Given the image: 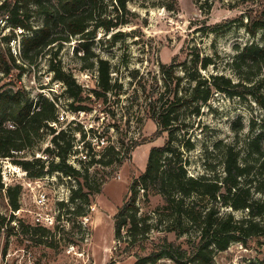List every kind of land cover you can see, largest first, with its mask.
I'll list each match as a JSON object with an SVG mask.
<instances>
[{"label": "rangeland", "instance_id": "1", "mask_svg": "<svg viewBox=\"0 0 264 264\" xmlns=\"http://www.w3.org/2000/svg\"><path fill=\"white\" fill-rule=\"evenodd\" d=\"M259 6L260 0H128V11L122 14L129 22L110 30L100 28L84 43L79 35L73 36L58 52V60L73 72L84 89L83 99L77 102L66 92L64 83L53 77L50 51L40 53L20 82L36 98L44 94L56 99L59 119L50 122L56 129L54 134L66 130L73 144L96 136L105 138L104 144H95L88 150L91 158L81 166L83 171L85 165L88 167L89 184L101 190L89 193L90 203L79 200L72 204L70 210L76 208L79 212L63 215V226L35 230L44 227L35 223L28 210L36 209L24 186L30 176L12 157H0L4 182V188H0V264H133L136 254H146L166 239L188 246L189 240L198 235L199 225L186 217L180 222L176 220V215L166 207L165 196L159 192L158 181H148L146 191L138 188V216L147 217L146 222L152 225L148 238H143L141 232L137 240L131 241L134 236L129 235L127 224L122 228L121 242L115 240V214L130 194L133 182L146 170L151 148L163 145L170 129L188 175L213 173L211 168L215 175H223L225 144H234L241 150L242 160L254 164L247 180L264 186V169L258 167L255 155H247L253 140H259L264 147V107L253 96L242 98L224 92H213L205 103L191 101L189 93L194 81L188 77L189 72H196L190 60L194 52L191 47H196L201 56L210 55L214 62L206 69H197L201 76L219 72L237 81L240 73L233 60L253 40L263 42L262 33L253 37L246 29L247 14ZM231 18L234 21L222 29L211 31L212 24ZM32 19L36 26L42 23L39 15ZM13 31L16 36L9 44L22 60L21 29L6 20L0 21V37ZM175 55L185 60L176 67V73L182 76L179 96L183 98L174 105L177 117L172 127L156 135L159 125L153 113L167 105L162 64L172 63ZM102 59L109 67V90L99 86ZM72 102L81 107L75 110ZM54 134L46 133L33 149L18 153L16 158L42 157L47 164L59 160L58 147L52 141ZM47 146L52 153L44 151ZM100 156H104L103 161H95ZM56 176V184L50 181L45 186L48 206L53 210L58 207L57 197L69 194L68 185L81 186L86 180L82 176L71 180ZM61 182L65 185L60 186ZM17 184L22 186L21 207L13 210L7 187ZM83 191L89 189L84 187ZM255 192L264 199V193ZM193 200H197V212L213 205L207 197L187 198L188 202ZM221 212H232L238 218L247 213L230 207H222ZM22 224L31 230L23 232ZM177 224L179 229H174ZM213 255L216 264H260L264 258V236L260 240L254 237L248 245L233 241L227 249H215ZM154 264L178 263L164 256Z\"/></svg>", "mask_w": 264, "mask_h": 264}, {"label": "trees", "instance_id": "2", "mask_svg": "<svg viewBox=\"0 0 264 264\" xmlns=\"http://www.w3.org/2000/svg\"><path fill=\"white\" fill-rule=\"evenodd\" d=\"M127 2L128 0H3L0 2V21L6 20L14 28L21 29L22 58L19 60L9 44L10 40L15 38L16 32L1 35L0 157H12V161L23 167L30 177H39L55 171H61L75 179L84 177L85 186H75L70 200L58 203L60 216L74 211L79 212L76 208L70 210L72 204H76L79 200L90 203L89 193L99 192L101 188L99 186L94 188L89 184L87 165L83 171L67 162L69 152L73 148L72 139L67 136L64 129L54 134L56 129L50 124L51 121L59 119L56 99L44 94L38 98L34 97L20 79L27 67L37 62L40 53L44 50L50 51L49 68L53 72V77L64 83L66 92L74 99L73 101L82 100L84 89L77 82L73 72L64 68L61 60H58V52L73 36L79 35L83 39L81 42L84 43L95 36L100 28L110 30L129 22V19L122 14L128 11ZM34 15L42 17L41 24L37 26L34 24L32 19ZM232 21L234 18L218 21L212 24L210 29L213 32L218 31ZM246 29L253 37L262 33L263 42L253 40L233 60L240 73L237 81L219 72L211 73L208 77L201 76L197 69L199 67L206 69L214 63L213 58L210 55L201 56L200 50L191 47L194 52L190 60L196 68V72L194 70L188 74V77L194 81L189 93L191 101L205 103L210 100L213 92H224L242 98L253 96L264 107V0H260V6L247 14ZM179 58V55H175L172 63L162 64L167 105L153 113L159 125L156 135L172 127L177 117L174 105L183 98L179 96L182 76L176 73V67L182 65L180 63H185V60ZM185 67L188 71V66ZM4 79L6 82L2 83ZM98 81L102 89H110L109 67L107 61L103 59L99 65ZM71 105L75 110L81 107L73 102ZM48 132L54 134L52 141L58 147L59 160L53 159L47 164V160H43L42 157L16 158L18 153L33 149L37 141ZM173 141L174 136L170 129V136L165 143L151 148L146 170L133 182L130 194L126 196L123 205L115 214V240L121 242L122 228L127 224H130L129 235L134 236L131 241L137 240V234L141 232L143 238H148L152 225L146 222L147 217L138 216L140 207L137 203L138 188L146 191L149 188L148 181L159 182L161 185L159 192L165 196L166 207L176 215V220L180 222L182 217H186L195 225H199V232L194 240H189L188 246L166 239L148 253L136 254L137 259L133 264H154L164 256L174 259L178 264H189L192 261L199 264H216L213 255L215 249H227L233 241L248 245L254 237L260 240L264 236V199L258 198L255 191L264 193V186L255 185L251 179L247 180L254 169L251 160L243 161L241 150L236 145L225 144L223 175H215L211 168L213 173L208 171L199 176H191L187 174L181 151ZM249 148L251 149L248 150L247 155H255L258 167L264 169L262 144L256 139L249 143ZM44 151L53 152L50 146ZM103 157L95 158V161H103ZM84 187H87L89 192L83 191ZM0 188H4L1 175ZM21 191L20 184L7 187L13 210L21 207L19 200ZM193 195L207 197L213 205L197 212L194 206L197 200L187 201V198ZM222 207L242 209L247 213L242 218H238L232 212L223 214ZM179 227L177 224L174 229ZM10 228L13 229L14 226ZM30 228L22 224L23 232H29ZM38 229L47 230L46 227L35 228ZM260 264H264V258Z\"/></svg>", "mask_w": 264, "mask_h": 264}, {"label": "built area", "instance_id": "3", "mask_svg": "<svg viewBox=\"0 0 264 264\" xmlns=\"http://www.w3.org/2000/svg\"><path fill=\"white\" fill-rule=\"evenodd\" d=\"M105 138L96 136L95 139L89 140H82L80 142H77L73 144L72 150L69 152L67 162L74 167L81 169V166L83 163H86L90 160L91 155H89L88 150L90 148H94V145L101 146L105 143ZM56 174H59V177L63 180L72 179V176L66 175L64 176V173L61 171H55L51 175L50 173H47L43 176L39 177H30V179L27 181V184H24L26 186L25 188L30 193V202L34 207V209H28L32 212L33 219L35 223H38L42 225L43 227H56L58 225L63 226L64 216H60V209L57 207V210H53L49 208L48 206V199L49 194L45 186H47L46 183L50 181H56L58 180V176ZM68 180V182H69ZM61 185H65L64 182L60 183ZM69 186V194L67 193L65 196H58L57 204L60 201L68 202L70 200V196L72 194L73 188L76 186L75 184H70ZM55 187V186H54Z\"/></svg>", "mask_w": 264, "mask_h": 264}]
</instances>
